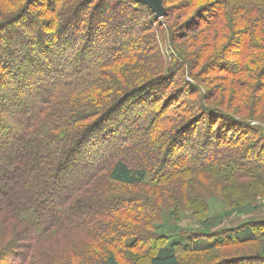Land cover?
Here are the masks:
<instances>
[{"label": "trees", "instance_id": "16d2710c", "mask_svg": "<svg viewBox=\"0 0 264 264\" xmlns=\"http://www.w3.org/2000/svg\"><path fill=\"white\" fill-rule=\"evenodd\" d=\"M174 1L0 0V264H264V0Z\"/></svg>", "mask_w": 264, "mask_h": 264}, {"label": "rangeland", "instance_id": "374dc122", "mask_svg": "<svg viewBox=\"0 0 264 264\" xmlns=\"http://www.w3.org/2000/svg\"><path fill=\"white\" fill-rule=\"evenodd\" d=\"M189 2H190V0H175L173 2L174 3L173 15L175 16V13H176L177 21L180 22L181 24H183V22L186 19L191 21V23H198L197 22L198 21V17L196 15H190V16L189 15L188 16L187 15H183L185 13L186 7H188ZM163 18L164 17L160 18L161 25L165 26L166 20L163 19ZM171 20H172V18H171ZM191 25L192 26H190V29L188 31L189 32V35H188L189 38H194L195 36H199L198 35V32H199L198 30L195 31V32L194 31L191 32L194 24H191ZM182 27L183 26H181V32H184V30H182ZM108 28H111V26H109ZM149 34H151V33H149ZM202 34H203V32H202ZM164 35L167 38L166 33ZM155 37H157V41H159L160 44H163L161 42L162 38H160V36L157 33H156ZM144 38H146V37H144ZM157 41H156V44H157L156 47L158 48V51H155L154 49H148L149 56H150V62L165 61L164 57L167 55V51L165 50V46L158 45L159 42L157 43ZM194 41H196V40L194 39ZM180 42H183V41H180ZM90 47L92 48V45ZM233 53H234V50H232V51L228 50L227 52L224 51L221 54V57H220L221 61H222V62H220L221 63L220 65L223 64V65L226 66V63L230 62L232 60ZM212 72H214V73H212ZM217 72H218L217 68H215V69L212 68L211 74L209 75V77L208 76L206 77L205 75L202 77V79L205 81L203 83V85L205 87H208V88L211 87L212 83H210V82H212L213 79L216 78L214 76L217 74ZM209 84H211V85H209ZM126 108L123 107L122 109L126 110ZM262 204H264V202H262ZM208 206H209V210H210L209 221H208L209 223L206 222V224H203V223H201L200 220H198V218L192 216L191 213H187V214H184L182 216V218H181V220L179 222L172 223V222L168 221V218H166L167 224H166V226H163L164 228L159 229L160 232L163 235L167 236L168 242L170 244L176 243V242H181V243H184V244H190L191 240H190V238L188 236L189 232L201 230V229L207 227V225H210L212 223H217L220 220L221 216H222L223 205H222V201H220L219 198H217V197L214 198L213 197L212 199H210L208 201ZM251 217H253V218L257 219V220L264 219V205H262L259 209H257L256 211L252 212L251 214H248V215H245V216H241V217H236V218L235 217H231L230 219H227L224 222L223 226H225V227H235L239 223L244 222L245 220H247L248 218H251Z\"/></svg>", "mask_w": 264, "mask_h": 264}, {"label": "water", "instance_id": "95a60500", "mask_svg": "<svg viewBox=\"0 0 264 264\" xmlns=\"http://www.w3.org/2000/svg\"><path fill=\"white\" fill-rule=\"evenodd\" d=\"M141 4L148 6L155 14L157 18H162L165 16V9L162 4V0H134Z\"/></svg>", "mask_w": 264, "mask_h": 264}]
</instances>
